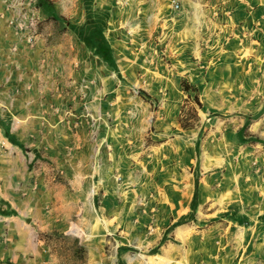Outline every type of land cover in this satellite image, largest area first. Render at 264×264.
<instances>
[{
	"label": "rangeland",
	"instance_id": "rangeland-1",
	"mask_svg": "<svg viewBox=\"0 0 264 264\" xmlns=\"http://www.w3.org/2000/svg\"><path fill=\"white\" fill-rule=\"evenodd\" d=\"M127 1L135 20L126 26L149 31L153 69L133 71L117 105L131 113L146 105L151 114L141 138L125 134L131 145L143 144L141 169L147 172L116 175L113 215L79 217L78 224L118 228L116 240L104 238L101 264H158L163 245L169 264H264V144L255 140L264 139V53L262 59L256 54L259 44L248 38L252 27H242L239 14L255 0ZM183 52L193 71L184 69ZM179 76L185 77L179 82ZM182 80L196 87L201 106ZM121 123L122 135L127 127L139 128ZM138 151L125 159L136 162ZM36 159L29 162L34 168L44 160ZM75 228L47 235L56 264L87 261L83 234ZM117 242L124 254L115 253Z\"/></svg>",
	"mask_w": 264,
	"mask_h": 264
},
{
	"label": "crops",
	"instance_id": "crops-1",
	"mask_svg": "<svg viewBox=\"0 0 264 264\" xmlns=\"http://www.w3.org/2000/svg\"><path fill=\"white\" fill-rule=\"evenodd\" d=\"M258 2L239 14L242 27H252L248 38L259 44L254 48L262 59L264 4ZM133 13L127 0H0V264H56L47 236L54 231L67 235L77 227L88 250L84 264H101L104 238L116 240L117 227L78 223L87 215H113L116 175L147 172L143 144L131 145L125 134L141 138L151 114L146 105L137 113L117 105L133 71L153 69L149 31L126 26ZM29 18L37 23L32 33L20 26ZM180 55L181 66L193 71L188 54ZM122 121L139 128L122 135ZM136 151V162L125 159ZM26 153L44 160L34 168ZM120 244L112 243L116 254H124ZM168 250L159 248L158 264H169Z\"/></svg>",
	"mask_w": 264,
	"mask_h": 264
},
{
	"label": "built area",
	"instance_id": "built-area-1",
	"mask_svg": "<svg viewBox=\"0 0 264 264\" xmlns=\"http://www.w3.org/2000/svg\"><path fill=\"white\" fill-rule=\"evenodd\" d=\"M175 7L177 8L178 5L175 4ZM36 25H37V23H36V21H35L34 18H29V19L27 20L26 23H20V26H21L22 28L27 27V28L30 30L29 33H32V32L34 31ZM4 148H5V147H4V143H3L2 141H0V152H1ZM28 159H29V161H30L31 163H33V162H37V159H36V156H35V155H30V154H28Z\"/></svg>",
	"mask_w": 264,
	"mask_h": 264
},
{
	"label": "trees",
	"instance_id": "trees-1",
	"mask_svg": "<svg viewBox=\"0 0 264 264\" xmlns=\"http://www.w3.org/2000/svg\"><path fill=\"white\" fill-rule=\"evenodd\" d=\"M182 85H183L184 89L192 90L193 92H195L194 101L198 104V106H201V102L199 100L198 93L196 92V87H194L193 85L188 83V81H186V80H182ZM179 122L183 128H190L189 126H187V124L184 123V119L182 117H180ZM255 140L264 144V139H255Z\"/></svg>",
	"mask_w": 264,
	"mask_h": 264
}]
</instances>
